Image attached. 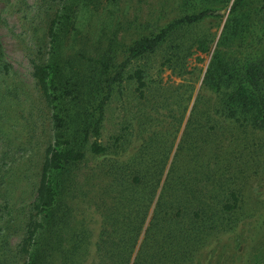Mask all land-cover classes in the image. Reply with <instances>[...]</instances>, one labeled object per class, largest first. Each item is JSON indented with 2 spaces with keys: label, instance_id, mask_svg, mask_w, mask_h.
<instances>
[{
  "label": "trees",
  "instance_id": "obj_1",
  "mask_svg": "<svg viewBox=\"0 0 264 264\" xmlns=\"http://www.w3.org/2000/svg\"><path fill=\"white\" fill-rule=\"evenodd\" d=\"M249 1L180 0L181 16L158 33L139 37L119 62L116 46L121 30L110 32L104 22L97 34L92 21L88 31L78 26L70 34V6L55 10L44 29L49 58L35 63L32 72L40 102L50 111L51 142L37 172L24 236L12 248L7 237L0 235V264H202V253L214 251L222 234L239 227L237 192L225 194L220 205L200 201L197 171L215 164L201 156L204 147L194 137L181 140L183 144L192 138L187 148H180L182 173L171 171L147 218L152 195L139 191L150 181L146 171L158 172L167 162L165 154L156 156L148 150L162 139L146 142L138 161L145 169L140 172L132 171L135 157L126 154L117 143L119 138L106 146L100 136L106 104L114 86L124 81L129 64L154 53L177 31L194 27L220 10L227 11V16L209 55L203 83L216 94L219 112L226 119L264 130V15L252 30L251 14L243 10ZM102 10L101 5L86 12L93 20ZM260 12L264 13V6ZM211 40H194L196 49L209 54ZM62 44L66 54L61 53ZM129 78L138 99L144 100L142 69L136 68ZM10 97L8 91L0 93V103ZM193 123L186 129L191 136L196 127H204L197 120ZM194 200L198 204L192 215L185 206ZM94 214L99 217L95 235L90 227ZM221 259L211 264H222ZM226 264H264V244L242 253L233 251Z\"/></svg>",
  "mask_w": 264,
  "mask_h": 264
},
{
  "label": "rangeland",
  "instance_id": "obj_2",
  "mask_svg": "<svg viewBox=\"0 0 264 264\" xmlns=\"http://www.w3.org/2000/svg\"><path fill=\"white\" fill-rule=\"evenodd\" d=\"M179 1L0 0V93L8 91L11 96L0 103V235L7 237L12 248L24 236V225L35 200L37 172L51 142L50 111L40 102L32 76L33 65L49 58L45 23L55 10L68 5L73 11L70 34L78 26L82 32L88 31L92 21L97 34L104 22L110 32L121 30L116 46L119 62L139 37L156 34L181 16ZM101 5L99 18L91 20L86 10ZM262 6L264 0H250L243 8L251 14L252 30L258 28L264 15L260 12ZM226 16L227 11L215 12L194 27L174 33L154 53L131 62L124 81L114 86L106 104L100 136V142L106 146L114 145L119 138L117 143L125 148L126 154L135 157L132 171L138 168L140 172L145 169L138 161L146 142L154 137L162 139L148 150L156 156L165 154L167 162L158 172L155 168L146 171L144 176L150 181L139 191L145 196L152 195L147 218L164 182L171 179V171L182 173L183 167L178 163L182 159L180 148H187L192 138L183 144L181 140L194 137L204 147L199 151L201 156L215 165L197 171L201 178L196 186L200 201L220 205L225 194L235 191L240 197L241 211L236 213L239 227L222 234L214 251L203 252L202 264H211L219 256L222 264H226L233 251L242 253L264 244V130L226 119L219 112L216 94L203 83L209 55ZM262 27L260 24L259 28ZM205 37L212 39L209 54L199 52L194 43ZM63 44L61 53L66 54ZM136 68L143 71L144 100L138 99L129 78ZM12 90L17 93H11ZM194 120L204 127L202 130L196 127V134L191 136L186 129ZM198 200L186 204L187 213L193 215ZM98 220L94 214L90 223L93 235L98 232ZM18 262L21 263V258Z\"/></svg>",
  "mask_w": 264,
  "mask_h": 264
}]
</instances>
